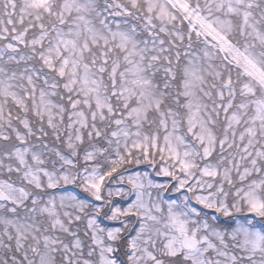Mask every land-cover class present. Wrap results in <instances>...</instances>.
I'll use <instances>...</instances> for the list:
<instances>
[{
  "label": "snow or ice",
  "instance_id": "obj_1",
  "mask_svg": "<svg viewBox=\"0 0 264 264\" xmlns=\"http://www.w3.org/2000/svg\"><path fill=\"white\" fill-rule=\"evenodd\" d=\"M0 264H264V0H0Z\"/></svg>",
  "mask_w": 264,
  "mask_h": 264
}]
</instances>
